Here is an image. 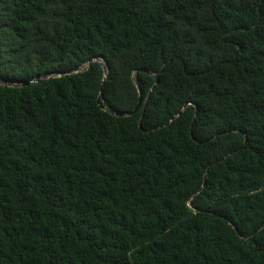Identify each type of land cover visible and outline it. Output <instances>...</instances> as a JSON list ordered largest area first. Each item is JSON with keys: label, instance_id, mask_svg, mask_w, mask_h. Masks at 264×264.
Segmentation results:
<instances>
[{"label": "trees", "instance_id": "obj_1", "mask_svg": "<svg viewBox=\"0 0 264 264\" xmlns=\"http://www.w3.org/2000/svg\"><path fill=\"white\" fill-rule=\"evenodd\" d=\"M0 264H264V0H0Z\"/></svg>", "mask_w": 264, "mask_h": 264}, {"label": "water", "instance_id": "obj_2", "mask_svg": "<svg viewBox=\"0 0 264 264\" xmlns=\"http://www.w3.org/2000/svg\"><path fill=\"white\" fill-rule=\"evenodd\" d=\"M91 61H92V60H90V62H91ZM105 69H107L106 65H105ZM81 70H84V68H81ZM47 77H48V76H43L42 78H47ZM42 78L35 79V80H33V81L29 82V83H24V84H22V86L29 85V84H31V83H33V82H36V81H37V82H38V81H41ZM158 83H159V78H157V81H156V84H158ZM104 86H105V83H103L102 90H101V96H102V97H103V94H104ZM139 92H140V90H139ZM141 103H142V95H141V93H140L139 103H138L137 107H136L133 111H131V112L117 113V115L120 116V117L131 116V115H133L134 113H136V112L138 111V109H139L140 106H141ZM186 108H187V105L184 107L183 111H184ZM145 109H146V105H145V107H144V111H143L142 118H141V121H140V127H141V128H142V122H143V118H144V114H145ZM180 114H181V113H180ZM198 114H199V109H198V107H197L196 115H195V117H194V119H193V122H192V124H191V136H192V138H194L193 127H194V122L196 121V118H197ZM173 119H175V118H173ZM246 141H247V138H246Z\"/></svg>", "mask_w": 264, "mask_h": 264}]
</instances>
